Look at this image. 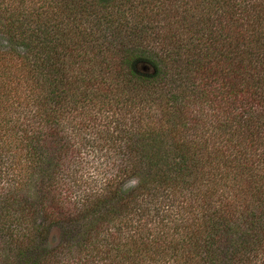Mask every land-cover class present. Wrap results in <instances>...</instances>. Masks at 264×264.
Masks as SVG:
<instances>
[{"label": "trees", "instance_id": "1", "mask_svg": "<svg viewBox=\"0 0 264 264\" xmlns=\"http://www.w3.org/2000/svg\"><path fill=\"white\" fill-rule=\"evenodd\" d=\"M0 264H264V0H0Z\"/></svg>", "mask_w": 264, "mask_h": 264}]
</instances>
